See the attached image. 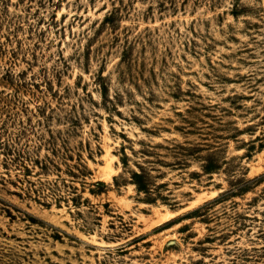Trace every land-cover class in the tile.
Here are the masks:
<instances>
[{"label":"rangeland","instance_id":"rangeland-1","mask_svg":"<svg viewBox=\"0 0 264 264\" xmlns=\"http://www.w3.org/2000/svg\"><path fill=\"white\" fill-rule=\"evenodd\" d=\"M0 264H264V0H0Z\"/></svg>","mask_w":264,"mask_h":264},{"label":"trees","instance_id":"trees-1","mask_svg":"<svg viewBox=\"0 0 264 264\" xmlns=\"http://www.w3.org/2000/svg\"><path fill=\"white\" fill-rule=\"evenodd\" d=\"M205 169L207 170V171H211V166H207V167H205ZM135 177H139V174H135ZM138 189L139 190H143L144 189V187H142L140 184H138Z\"/></svg>","mask_w":264,"mask_h":264}]
</instances>
